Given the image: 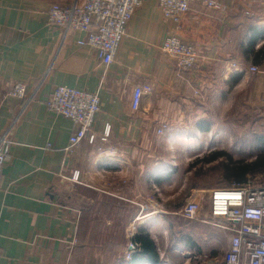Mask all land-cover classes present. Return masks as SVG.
<instances>
[{"label":"crops","instance_id":"1","mask_svg":"<svg viewBox=\"0 0 264 264\" xmlns=\"http://www.w3.org/2000/svg\"><path fill=\"white\" fill-rule=\"evenodd\" d=\"M80 1L0 0V134L11 140L0 175V264H75L84 210L95 214L104 199L130 241L140 227L152 237L147 225L164 213V173L177 157L158 148L205 145L220 127L212 113L232 106L264 111V0H192L179 22L142 0L107 66L78 44L83 32L48 21L52 4ZM172 34L196 49L194 68L161 52ZM16 82L27 85L22 99L7 95ZM58 85L98 92L93 143L65 150L73 124L44 104ZM136 86L151 91L134 109Z\"/></svg>","mask_w":264,"mask_h":264},{"label":"built area","instance_id":"2","mask_svg":"<svg viewBox=\"0 0 264 264\" xmlns=\"http://www.w3.org/2000/svg\"><path fill=\"white\" fill-rule=\"evenodd\" d=\"M162 14L179 22L188 11L192 0H157ZM142 0H81L70 6L52 4L47 11L48 21L64 31H81L84 37L77 42L93 49L100 62L110 64L120 40L127 33V25ZM161 52L174 58L183 70L194 68L197 62L196 49L178 35L166 36L161 44ZM251 71L256 67L251 66ZM149 86H136L132 93L131 106L137 109L144 95L149 94ZM27 85L14 83L7 95L22 99L26 96ZM48 110L69 119L73 130L69 136L70 150L82 140L93 143L97 138L93 131L96 114L100 110L98 92L79 90L58 85L44 101ZM106 129L100 137L105 140ZM11 140L7 133L0 134V175L9 157ZM208 214L215 227L227 233L225 251L206 264H264V185L255 186L251 180L241 183L216 186L208 191ZM193 191L176 214L187 220H204L201 212L202 197ZM131 244L129 256L135 252Z\"/></svg>","mask_w":264,"mask_h":264},{"label":"rangeland","instance_id":"3","mask_svg":"<svg viewBox=\"0 0 264 264\" xmlns=\"http://www.w3.org/2000/svg\"><path fill=\"white\" fill-rule=\"evenodd\" d=\"M233 107L224 114L212 113L211 125L218 124L220 127L210 129L212 138L205 145L190 144L191 151L185 145L176 144L158 148L164 158L177 156L169 162L174 167L168 165L173 170L164 173L168 175V178H163L162 183L164 213L158 218L156 225H147L160 256L158 264H206L215 256L223 254L226 249L227 233L212 224L214 219H209L208 191L216 186L238 183L227 180L223 174L222 165L227 159L232 162H250L256 156L264 154V111H253L245 106H236V109ZM218 150L225 152L227 157H219L209 163L201 161L204 156L208 157ZM184 152L190 155L180 159L178 155L181 156ZM192 163L194 164L191 166ZM247 180H251L255 186L264 185V171L246 174L242 182ZM197 190L202 197L201 212L205 219L187 220L176 214L192 192ZM84 193L89 198L90 192ZM103 203L104 205L99 204L95 214L91 215L87 208L84 210L81 224L82 246L78 247L72 263L119 264L130 259L129 246L133 242L130 241L129 226L124 224V220L111 216L112 210L107 208L106 199ZM123 211L119 210L120 213ZM108 216L114 223L107 220ZM135 248L137 251L136 246Z\"/></svg>","mask_w":264,"mask_h":264},{"label":"trees","instance_id":"4","mask_svg":"<svg viewBox=\"0 0 264 264\" xmlns=\"http://www.w3.org/2000/svg\"><path fill=\"white\" fill-rule=\"evenodd\" d=\"M226 156L227 154L222 151H216L211 153L208 157L204 156L201 161L212 162L217 160L219 157ZM228 160H230L228 162ZM194 163L191 164V166ZM223 174L227 180H234L236 182H242L246 174L259 173L264 171V154H260L250 162H232L231 159L222 165ZM132 242L137 247V251L133 252L129 260L123 261L119 264H158L160 263V256L157 251L155 241L152 239L150 234L143 228L140 227L132 238Z\"/></svg>","mask_w":264,"mask_h":264}]
</instances>
